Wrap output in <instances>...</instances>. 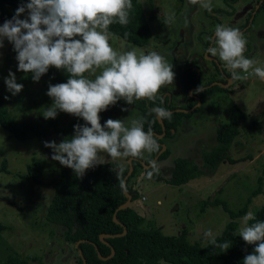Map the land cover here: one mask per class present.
Segmentation results:
<instances>
[{"label": "rangeland", "instance_id": "rangeland-1", "mask_svg": "<svg viewBox=\"0 0 264 264\" xmlns=\"http://www.w3.org/2000/svg\"><path fill=\"white\" fill-rule=\"evenodd\" d=\"M142 1L146 13L152 11L155 15L150 21L152 35L148 43L136 44L111 31L109 43L118 53L133 48L138 55L155 51L173 65L174 82L162 87L157 95L168 96L174 106L184 108L195 95L193 90L186 93L181 83V74L186 67H201L203 82L213 80L214 65L211 62L199 63L192 59L188 66L186 64L188 53L190 58H195L205 50L204 42L209 37L214 38L218 24L235 28L243 25L250 15L247 26L238 27H247L246 31H240L247 41L244 56L257 61L254 67L264 68V7L257 9L263 0H210L213 6L211 12L199 5H191L189 0ZM27 2L29 0L23 3ZM251 8L254 10L250 14ZM172 14L174 22L166 25L163 22L165 17ZM27 15L25 12L20 18L24 19ZM16 55L13 44L5 39L3 47H0V94L5 96L8 109L19 120L43 119V112L53 103L47 95L49 84L63 83L62 71L51 67L38 82L34 81L31 73L18 70ZM222 66L226 68L223 63ZM10 71L15 73L17 83L24 85L17 95L7 90L5 78ZM101 71L96 69L85 75L94 79ZM237 71L248 78L233 81L226 91H205L202 100L187 108L190 113L179 118L175 132L172 128L171 133L157 140L165 146L161 153L168 148L164 158L155 160L162 176L170 175L178 157L195 161L204 168L202 155L217 143L218 124L225 121L230 113L244 110L247 115L240 123L239 133L232 141L227 158L216 170L206 169L204 175L181 185H173L166 179L157 181L153 177L147 178L145 168L150 166L146 167L144 163L152 153L145 151L139 157L117 160L123 165L130 164V160H140L132 179L139 189V197L131 204L145 216L143 226L158 227L169 234L179 233L185 227L188 239L207 243L209 240L205 239L204 233L211 230L215 237L230 216L220 203L208 202L202 207L201 201L208 197L213 201L219 197L235 209L248 202L246 213L252 212L253 207L263 201V195L257 189L264 186V80L249 76L242 70ZM125 108L127 111L122 110ZM139 113L140 108L121 99L102 111L100 116L106 121L109 118L121 119L126 126H130L131 120L137 119ZM57 118L59 125H64L69 119L78 117L58 111ZM45 141L61 142L60 132L50 128L41 137L19 139L0 125V165L7 160L6 170L0 171V221L9 226L0 230V259L8 248H12L24 256L28 264H75L77 250L62 241L61 226L45 218L53 195L49 181L59 175V162L51 159L53 152L45 147ZM99 155L105 162L111 160L106 153ZM36 160H43L45 164L39 183L23 180L21 175L27 165ZM246 213L235 217L236 231L242 226V217ZM220 263L217 258L210 264Z\"/></svg>", "mask_w": 264, "mask_h": 264}, {"label": "clouds", "instance_id": "clouds-1", "mask_svg": "<svg viewBox=\"0 0 264 264\" xmlns=\"http://www.w3.org/2000/svg\"><path fill=\"white\" fill-rule=\"evenodd\" d=\"M189 2L212 11L210 0ZM132 8V0H29L16 9L12 19L0 25V47L5 39L13 44L19 71L31 73L37 82L51 67L68 73L66 83L49 84L47 95L53 103L42 115L45 119H55L58 111H62L82 118L85 123L76 124L74 135L59 143H44L52 149V160L72 169L81 179L87 170L106 163L100 153L118 160L139 157L145 151L157 152L160 148L151 127L144 131V117L131 120L130 126L121 119L111 118L101 124L100 113L110 105L121 99L129 105L141 99L155 102L161 88L174 82L173 65L157 52L138 55L133 48L118 53L110 45L109 26L114 22L127 25ZM25 12L27 17L21 19ZM174 19V14L168 15L163 22L170 25ZM184 22L187 24L188 20ZM211 39L214 46L207 49L208 53L224 62L232 80L248 78L237 70L264 80V68L254 67L257 61L244 56L247 41L238 28L218 24ZM96 69L102 71L94 79L85 76L86 72ZM5 83L12 95L19 94L24 87L17 83L11 71ZM196 91L203 89L200 86ZM151 112L160 120L172 118V113L164 107H154ZM149 165L146 174L151 179L159 169L156 161H149ZM112 171L121 190L127 191L123 169ZM252 220L255 215L249 211L233 235L255 246L253 252L244 257L243 264H264V221L249 224ZM204 236L214 247L225 251L231 247L230 241L218 243L211 230Z\"/></svg>", "mask_w": 264, "mask_h": 264}, {"label": "trees", "instance_id": "trees-1", "mask_svg": "<svg viewBox=\"0 0 264 264\" xmlns=\"http://www.w3.org/2000/svg\"><path fill=\"white\" fill-rule=\"evenodd\" d=\"M25 1L28 0H0V25L11 19L15 15L16 9ZM132 4L133 8L129 11V23L122 26L114 22L109 26V31L136 44H146L152 35L150 21L155 15L152 11L149 14L146 13L142 0H132ZM263 5L264 0L257 9L264 7ZM238 27H242V25L235 28ZM126 33L128 35H125ZM61 71V82L66 83L69 78L68 73L66 70ZM181 83L186 93L188 90H193V94H195L191 96L192 101L186 103L184 108H191L197 101L202 100L205 91L228 90L217 83H212V81L203 82L202 75L197 68L190 66L183 70ZM205 85H207L205 90L197 93L196 90ZM161 98H163L162 95H157L155 102L141 99L132 104L134 107L140 108L137 119L144 117V131L147 132L151 127L157 140H162V137H158L156 134L162 131V124L156 118L155 113L151 112L152 108L160 106L167 110L173 109V111H169L172 113V118L162 120L165 128L164 135L171 133L172 128L175 132L179 118L190 113L185 110H175L179 107L171 104L168 96L163 98V103H161ZM5 101V96L0 94V125L8 128L11 134L19 139L30 136L41 137L50 128H53L60 132V137L63 140L74 135L76 124L85 123L82 118H71L64 125H59L57 117L55 119L27 118L19 120L8 109ZM246 115L245 111L240 109L230 113L225 121L218 124L217 143L211 149L205 150L202 155L204 168L195 161L178 157L174 161L169 176H162L161 169L157 166L159 171L154 172L153 179L157 181L166 179L170 184L181 185L192 178L204 175L206 169L216 170L227 158L228 150L239 133L240 123ZM100 117L103 125L106 120L103 116ZM254 121L256 120L254 119ZM158 144L161 148V143ZM157 152H153L145 164L153 161ZM167 152L168 148H165L158 159L164 158ZM6 163V159L1 162L0 171L6 170ZM139 163L140 160L132 162L134 169L127 179L126 187L131 194V201L139 197V189L132 181L137 173V164ZM44 166L43 160H36L27 165L26 171L21 177L23 180L39 183ZM121 168L125 179L130 170V164L123 165L117 160H110L87 170L81 179L75 176L72 169L59 163L58 177L51 178L49 181L53 188V195L47 205L45 218L60 225L62 241L68 244V247L77 250L75 264H83V259L85 264H164L163 262L168 264H210L217 258L221 260L220 264H243L244 257L253 252L254 245L247 244L239 235H233L237 229L235 217L246 213L248 202L244 203L241 208L235 209L219 197L213 201H210V197L201 201L202 207L208 202L220 203L230 216L223 229L215 236L218 243L231 242V247L225 251L214 247L209 241L202 243L199 239H188L185 227L179 233L169 234L164 233L158 227L143 226L145 216L134 209L131 203L117 209L128 199L125 191L119 187L116 174L112 171V169ZM148 170L150 168H145L146 172ZM257 190L262 193L263 201L253 207L252 212L255 215V220L249 221V224L264 221V186ZM116 211L120 221L114 219ZM7 227H9L7 224L0 221V230ZM125 228L127 230L122 234ZM103 232L115 233L113 236L105 237L109 243L101 239L100 234ZM76 241H78L77 247L74 245ZM112 247L115 248L113 256L107 259L97 256L96 252H100L103 256H109ZM0 264H28V261L19 252L8 248L5 256L0 259Z\"/></svg>", "mask_w": 264, "mask_h": 264}, {"label": "flooded vegetation", "instance_id": "flooded-vegetation-1", "mask_svg": "<svg viewBox=\"0 0 264 264\" xmlns=\"http://www.w3.org/2000/svg\"><path fill=\"white\" fill-rule=\"evenodd\" d=\"M249 6L251 7V5H249ZM253 10H254V8H251V9H250V14H251V12H252ZM249 17H250V15L247 16V19L245 20L246 23L243 24L241 28H243L244 26H247V23H248V21H249ZM241 28H240V31L243 30V32H244V31L247 30V27H245L244 29H241ZM213 46H214V43H213L212 39H210V40H209V39L205 40V42H204V48H205V50L202 51V52H200L201 54L198 53V54H197V57H195V58H190L191 54H190V56H189V53H188V56H187L188 61H187L186 66L189 65V63H190V61H191L192 59L198 60L199 63H206L207 61L211 62V63L214 65V66H213V68H214V73H213V80H212V83L214 82V83H217L218 85H220V86H222V87H224V88H227V86H228L229 84H231L234 80H232V78H231V71L228 72L227 68H224V67L222 66V63L224 64V62H222V61L219 59L218 56L213 57V56L210 55V53H208L207 49H208L209 47H213ZM203 65H205V64H202V66H203ZM190 67H192V68H196V66H193V65H190ZM197 70H198V71L201 73V75H202V69H201V67L197 68ZM221 84H222V85H221ZM206 87H207V85H205L204 87H201V88H206ZM162 96H163V98H164V94H162Z\"/></svg>", "mask_w": 264, "mask_h": 264}, {"label": "water", "instance_id": "water-1", "mask_svg": "<svg viewBox=\"0 0 264 264\" xmlns=\"http://www.w3.org/2000/svg\"><path fill=\"white\" fill-rule=\"evenodd\" d=\"M257 6H258V5H257ZM221 85H222V84H221ZM189 91H191V90H189ZM167 94H168V93H167ZM175 110H185V111H188L187 108H175ZM189 110H190V109H189ZM168 111H173V109H168ZM158 120H159V122H161V124H162V131H161L160 133H156V134H157L158 137H162V136L164 135V133H165V128H164V124H163L162 120H160V119H158ZM162 146H163V147H162ZM164 147H165V146H164L163 144H161V148H160L159 152L154 156L153 161H155V160L158 158V156H159L160 153H161V150H162ZM144 164H145V163H144ZM145 166H146V167H147V166L149 167L150 165H149V164H145ZM133 169H134V167H133L132 161L130 160V170H129L128 174H127L126 177H125V182H126V184H127L128 176L132 173ZM125 193H126L128 199H127L126 202L122 203L117 209H119V208H123V207H126V206H128V205L131 203V194L128 192V190L125 191ZM114 219L117 220V221H120V220L118 219V217H117V211H116L115 214H114ZM126 230H127V229L125 228L124 231L122 232V234H124V233L126 232ZM113 235H115V233H107V232H103V233L100 234V237H101V239H102L103 241H106V242L109 243V241H107L105 237H106V236H113ZM77 244H78V241L75 242V247H77ZM79 254L81 255V252H80V251H79ZM96 254H97V256H100L102 259H107V258H109V257H111V256H113V255L115 254V248L112 247V252H111V254H110L109 256H103L100 252H96ZM83 264H85V260H84V259H83Z\"/></svg>", "mask_w": 264, "mask_h": 264}]
</instances>
